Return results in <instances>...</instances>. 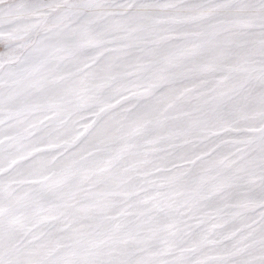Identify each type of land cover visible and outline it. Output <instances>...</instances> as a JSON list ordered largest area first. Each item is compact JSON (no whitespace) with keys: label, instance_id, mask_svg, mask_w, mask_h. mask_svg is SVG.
I'll use <instances>...</instances> for the list:
<instances>
[{"label":"snow or ice","instance_id":"obj_1","mask_svg":"<svg viewBox=\"0 0 264 264\" xmlns=\"http://www.w3.org/2000/svg\"><path fill=\"white\" fill-rule=\"evenodd\" d=\"M0 264H264V0H0Z\"/></svg>","mask_w":264,"mask_h":264}]
</instances>
